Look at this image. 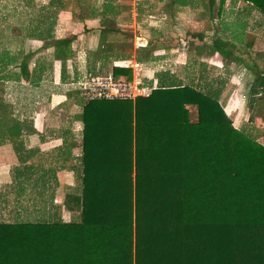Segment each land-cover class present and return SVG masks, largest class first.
<instances>
[{
  "label": "trees",
  "instance_id": "1",
  "mask_svg": "<svg viewBox=\"0 0 264 264\" xmlns=\"http://www.w3.org/2000/svg\"><path fill=\"white\" fill-rule=\"evenodd\" d=\"M243 1L264 16V0ZM225 45L213 42L221 53ZM28 57L16 65L26 80ZM130 72L114 67L112 74ZM257 75L253 95L264 91ZM159 84L146 97L82 104L80 193L64 194L62 203L76 217L0 222V264H235L238 243L264 238L260 133L233 125L219 103L220 86ZM18 119L2 134L32 128Z\"/></svg>",
  "mask_w": 264,
  "mask_h": 264
},
{
  "label": "crops",
  "instance_id": "2",
  "mask_svg": "<svg viewBox=\"0 0 264 264\" xmlns=\"http://www.w3.org/2000/svg\"><path fill=\"white\" fill-rule=\"evenodd\" d=\"M142 1L149 5L148 13H139L141 12L140 8L136 13L130 7L134 3L127 6L120 4V0H97V2L93 0L92 2L91 0H44L40 2L37 0V3L31 4L32 10L41 9L45 13L50 28L45 34L32 35L30 41L35 42L37 47L43 43L40 47L43 48V51H48V54L39 57L35 67H30L28 63L30 81L29 79L6 81L8 87L11 85L12 88L16 87L17 89L16 95L13 96L10 103L15 105L18 113L23 111L21 118L30 121L33 119V125L31 129L15 131V135L4 134L3 138L0 137V205H6L10 201L7 199L13 197L15 206H19V213L26 217H33L34 220L43 218L70 221L76 217L73 212L64 209L62 203L64 194L80 193L78 178L74 176L72 165L68 163L73 161V156L77 155L75 152L79 147L77 143L76 146H71L73 142L75 143L74 140L64 139L74 133L78 136V132L73 128L72 130H63L60 127L46 128L45 126L49 122L48 118L52 117L48 115V111L52 108H59L65 113H73L72 117L78 121L82 96L77 82L86 74H112L114 67L127 68L123 63L130 57H134L142 63V69L143 67L151 68L152 72L160 77L159 82L163 79L167 84L185 85L184 77L187 76L191 80L189 82L191 86L202 89L201 84L196 80L202 77L209 78L206 70H211L210 65L218 66L217 63H222L223 56L227 57V54L232 53L228 52V42L219 38H215L213 42L219 39L225 43L226 45L222 49L224 53L214 48L213 42L212 46L202 48L201 45H204L203 41H205L202 32L205 29L202 27L203 24H206V20L201 18L200 11L195 5L196 0H189L185 5L173 0ZM212 3L207 4L208 11H211V7L214 5ZM236 3L244 4L245 6L242 8L250 7V4L242 0H225L223 7L234 9ZM157 10L167 13L169 17L166 21L159 19V24L138 25L137 17L143 14L151 19V15ZM129 14L130 17L123 19L125 15L129 16ZM247 14L249 15V11L246 12ZM234 21L241 23V36H237L231 28L227 27L225 30L230 36L228 40L234 41L235 39L236 43L234 44L242 47L245 42H249L246 38L250 34L255 31L257 34L260 26L259 23L250 26L247 16L243 13L241 18ZM165 25L173 28L178 27L179 31L181 28L184 30L187 25L190 30L186 33L176 34L174 32L171 34L173 29L167 28ZM116 36H123L126 40H130V43L134 38L137 39V44L142 41L144 45L139 48L135 46V49L143 53L131 54L114 46L111 40L118 39ZM172 36L177 38L175 44L172 43ZM189 37L192 39L191 43L187 42ZM61 40H65L66 45L62 44ZM53 42L58 51L55 55L52 51L54 50ZM69 47L76 49L66 55L65 49ZM79 48L82 51L79 52ZM106 50H116L117 52L110 53L111 51ZM33 51L28 50L25 55L32 56ZM104 51L106 52L104 53ZM81 52L87 53L85 59L80 58ZM47 58L49 62H46ZM231 58L233 57L231 56ZM208 59L212 61L210 62ZM235 61L239 62L240 58L235 57ZM218 67L220 68V66ZM228 73L231 74V72ZM201 74L204 76L200 77ZM261 75L263 74L261 73ZM36 76L38 78H33ZM49 78L53 80H48ZM218 83L223 84L224 80H219ZM219 84L218 86H220ZM218 86L216 88L209 87L216 90ZM203 87L206 88L207 85L204 84ZM250 87L252 94L254 83ZM21 89L27 91L25 98L20 96ZM221 92L222 89L219 96ZM259 93L256 94L259 95ZM256 94H252L254 99ZM232 97L230 101L226 98L227 101L223 108L228 116L230 113L236 115L244 107L243 103L240 104L239 99H236L235 96ZM76 142L79 141L76 140ZM60 155H63V164L59 161ZM21 168H32L35 170V174L30 177L9 175L10 170Z\"/></svg>",
  "mask_w": 264,
  "mask_h": 264
},
{
  "label": "rangeland",
  "instance_id": "3",
  "mask_svg": "<svg viewBox=\"0 0 264 264\" xmlns=\"http://www.w3.org/2000/svg\"><path fill=\"white\" fill-rule=\"evenodd\" d=\"M40 2L44 0H39ZM97 2V0H93ZM113 1V0H111ZM117 1V0H114ZM214 4L211 7V11H208L207 4H211L210 0H196L195 5L199 9L201 18L206 20V24H203L201 30L204 33L205 41H203L204 45H201L202 48H208L212 46V42L215 38H219L220 40L224 42H228L229 48L228 52L231 51L232 53L227 54L228 56L222 57V63H217L218 66L212 67L214 65H210L211 70H206L207 75L209 78H198L196 82L201 84L202 89H206L209 86H212L213 88H216L218 86L217 81L224 80L223 84H219L222 92L219 96V103L224 108L227 99H231L232 96H235L236 99L240 100V104L243 103L244 107L242 110H239V112L235 115L233 113H230V118L233 122V125L237 128H241L246 123L250 124L253 127V131H257L260 133V136L258 138L259 142H264V91L260 92L259 95L256 94L255 101L253 102L254 110H251L250 107V97L252 96L250 92V85L254 83V80L256 78V73H262L264 76V16H260L259 13L253 8L250 7L242 8V6H245L242 3H236L234 5V9H227L220 5V0H213ZM230 1V0H229ZM243 1V0H242ZM37 3V0H0V101L3 100L4 102H10L13 99V96L16 95V87H13L10 85L8 87L6 85V81H15V79H22L19 78V70L16 65H18L21 61V59L24 57L26 52L28 50H34L33 55L29 56L26 60L29 63L30 67H35L37 65V60L39 57L43 55H47L48 51H43V48L40 47L43 45V43L39 44L38 47L35 45L36 43L33 41H30V37L33 35L38 34H45V32L49 31L50 25L48 23V17L45 15V13L42 12L41 9H34L32 10L33 6L32 3ZM92 2V0H91ZM142 0H120V4L127 5L134 3V5H130L132 8V11L139 12L138 9H141V12L139 13H148V4L143 3ZM149 2V0H148ZM103 3V2H102ZM134 6V7H133ZM164 6V5H162ZM166 6V5H165ZM238 6V7H237ZM242 8V9H241ZM131 11V12H132ZM249 11V15H246V12ZM130 12V14H131ZM211 12V13H210ZM138 13V14H139ZM210 13V15H209ZM237 13V14H236ZM242 13L245 14L248 18V22L250 26H253L255 23H259V30L257 34L255 32L253 34H250L247 39L249 41L248 43L245 42L244 46L240 47L238 44H234V41H229L228 38H230L229 34H227V31L225 30L227 27L231 28L233 33H236L237 36H241V23H238L237 21H234L235 19H239L242 17ZM128 15H125L123 17H130ZM137 14V15H138ZM142 16L140 15L137 17L138 25L144 26V24H159L158 20H165L167 17L166 12L161 13L157 10V12L153 13L151 15V19L148 18V16ZM115 17L114 15H112ZM262 18V20H261ZM46 21L47 23H45ZM211 24V26H209ZM167 28L173 29V34L176 32L178 33H186L188 30H190L187 25L185 26V29L182 28L178 29V27H169V25H165ZM122 28V27H120ZM197 28V27H196ZM253 28V27H252ZM208 29V30H207ZM193 30V29H192ZM178 31V32H177ZM190 32V31H189ZM186 36V34H184ZM171 36V35H170ZM184 36V37H185ZM116 36L118 39L111 40V43H114V46L121 48L122 50H126V52H130L131 54H141L143 52L136 51L135 46L139 48V46H143L144 43L141 41L137 44V39H133L132 43L131 41L126 40L123 36ZM173 39L172 43L175 44V40L177 39L176 36H172L171 40ZM191 37L188 39V43H191ZM62 44H65V40H61ZM193 42V41H192ZM124 44V45H123ZM142 44V45H141ZM249 44V45H248ZM246 45V46H245ZM57 46H55V43L53 42L52 48H54L53 53L56 54ZM73 47H69L66 50V55L71 54L70 52H74ZM68 50V51H67ZM82 51L79 48V52ZM111 51L110 53H116V50H106ZM104 51V53L106 52ZM58 52V51H57ZM78 52V51H75ZM108 53V54H110ZM208 53V51H207ZM107 54V53H106ZM209 54V53H208ZM26 56V55H25ZM231 56L233 58H231ZM36 57V58H35ZM87 57V53L81 52L80 58L85 59ZM235 57L240 58L239 62L235 61ZM50 60V59H49ZM210 62L212 61L211 59ZM46 62L48 61V58L46 59ZM220 64V65H219ZM53 65V62H52ZM130 69V77L132 74H134V70ZM228 72H231L229 74ZM205 73V74H206ZM87 75V74H86ZM141 75L143 78V81L145 85L150 88H156L159 83V76L157 77L155 73L152 72L151 68L143 67L141 70ZM45 76V75H44ZM126 75H118L116 77H125ZM204 76L203 74L200 75ZM129 77V76H127ZM191 77V76H190ZM38 78V76L33 77ZM32 78V81H33ZM41 78V75H40ZM9 79V80H8ZM231 79V80H230ZM31 78L29 79V81ZM48 80H53L52 78ZM185 82L189 84L191 81L189 77H184ZM230 80V81H228ZM17 81V80H16ZM40 81V80H39ZM227 81V82H226ZM227 83V84H226ZM170 84V83H168ZM174 85H177L173 83ZM206 84L207 87L204 88L203 85ZM27 91L25 89L20 90V96L23 98L26 97ZM227 98V99H226ZM233 98V97H232ZM82 104L85 102V100L81 99ZM4 102H1V109L2 112H0V137L3 138L4 134L2 133H11L13 129H7L5 126L7 125V122H9L12 118V116L17 117L19 121H21V117L23 116L22 110L20 113L15 108V111H9L8 106L4 104ZM15 105L12 106L14 108ZM51 110V111H50ZM48 111V115H51L52 117L48 118V123H46V128H58L60 127L63 130L66 129H76L78 132V136L75 135V133L72 136H66L64 139L72 141H75V144L80 143L81 139V130H82V124L81 122L76 121L74 117H72L73 113H65L63 110L59 108H52ZM14 112V113H13ZM189 112H190V118L191 120L195 121L197 114L196 109L192 106H189ZM15 114V115H14ZM33 115V114H32ZM251 116V118H250ZM32 118V117H31ZM32 125H33V119H32ZM24 125V122L21 123ZM76 132V134H77ZM78 140L79 142H76ZM77 155L73 156V161L68 162L72 165V170L74 172V176H77L79 180V175L81 171V166L79 163V157H80V149L78 148V151H76ZM59 161L62 162L63 155L59 156ZM76 158V159H75ZM21 165H23L21 163ZM25 171V168L22 169ZM14 170H10V174L12 177L15 176ZM26 174L30 176H33L35 174V170L32 168H29L26 170ZM47 171V170H46ZM12 173V174H11ZM55 173V172H54ZM27 175L25 177H27ZM7 202L6 205H0V222H14V221H20V220H26V219H33V217H26L19 213L18 207L15 206V202L12 199ZM262 240H259L252 244L251 242L245 241L242 243H238L235 246V252H236V261L235 264H264V238H261ZM248 254H250L248 256Z\"/></svg>",
  "mask_w": 264,
  "mask_h": 264
},
{
  "label": "built area",
  "instance_id": "4",
  "mask_svg": "<svg viewBox=\"0 0 264 264\" xmlns=\"http://www.w3.org/2000/svg\"><path fill=\"white\" fill-rule=\"evenodd\" d=\"M123 65L134 70L131 77H116L112 74L88 73L77 83L82 98L89 99H135L137 96H148L152 89L148 88L142 78V63L130 57ZM154 89V88H153Z\"/></svg>",
  "mask_w": 264,
  "mask_h": 264
}]
</instances>
